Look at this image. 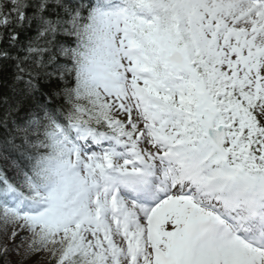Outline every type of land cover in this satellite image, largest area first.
Masks as SVG:
<instances>
[{
    "label": "snow or ice",
    "instance_id": "snow-or-ice-1",
    "mask_svg": "<svg viewBox=\"0 0 264 264\" xmlns=\"http://www.w3.org/2000/svg\"><path fill=\"white\" fill-rule=\"evenodd\" d=\"M0 71V264H264V0H0Z\"/></svg>",
    "mask_w": 264,
    "mask_h": 264
},
{
    "label": "trees",
    "instance_id": "trees-1",
    "mask_svg": "<svg viewBox=\"0 0 264 264\" xmlns=\"http://www.w3.org/2000/svg\"><path fill=\"white\" fill-rule=\"evenodd\" d=\"M11 82V72L10 71H0V96L9 93L10 89L7 85ZM19 143V141L17 142ZM22 150L9 149L8 151L4 150V145L2 141H0V168H8L11 169L14 161L21 156ZM12 260L17 259L15 256L9 257ZM37 262L39 261V257L34 258ZM25 264H33V260L26 261Z\"/></svg>",
    "mask_w": 264,
    "mask_h": 264
},
{
    "label": "rangeland",
    "instance_id": "rangeland-1",
    "mask_svg": "<svg viewBox=\"0 0 264 264\" xmlns=\"http://www.w3.org/2000/svg\"><path fill=\"white\" fill-rule=\"evenodd\" d=\"M12 256H15L14 254H12ZM16 257V256H15Z\"/></svg>",
    "mask_w": 264,
    "mask_h": 264
}]
</instances>
